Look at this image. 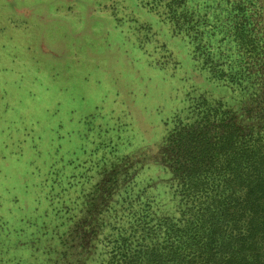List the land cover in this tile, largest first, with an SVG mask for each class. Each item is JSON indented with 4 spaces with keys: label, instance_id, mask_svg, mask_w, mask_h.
I'll return each mask as SVG.
<instances>
[{
    "label": "trees",
    "instance_id": "16d2710c",
    "mask_svg": "<svg viewBox=\"0 0 264 264\" xmlns=\"http://www.w3.org/2000/svg\"><path fill=\"white\" fill-rule=\"evenodd\" d=\"M139 1L163 26L131 19L135 47L186 79L169 33L196 83L160 109L155 144L116 106L91 125L31 214H0V264H264V0Z\"/></svg>",
    "mask_w": 264,
    "mask_h": 264
},
{
    "label": "rangeland",
    "instance_id": "374dc122",
    "mask_svg": "<svg viewBox=\"0 0 264 264\" xmlns=\"http://www.w3.org/2000/svg\"><path fill=\"white\" fill-rule=\"evenodd\" d=\"M111 5L124 7L120 23ZM131 19L163 26L139 0H0V214L11 227L32 213L50 165L71 158L91 125L111 126V109L155 144L160 109L180 101L187 79L196 83L169 33L186 79L149 65ZM118 96L126 105H117Z\"/></svg>",
    "mask_w": 264,
    "mask_h": 264
}]
</instances>
